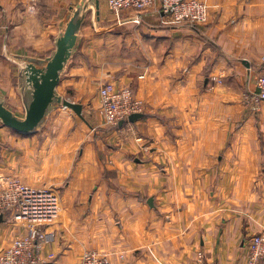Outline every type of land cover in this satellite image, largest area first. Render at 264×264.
<instances>
[{
  "label": "crops",
  "instance_id": "crops-1",
  "mask_svg": "<svg viewBox=\"0 0 264 264\" xmlns=\"http://www.w3.org/2000/svg\"><path fill=\"white\" fill-rule=\"evenodd\" d=\"M76 1L0 0L6 105L22 107L17 67L3 53L49 55ZM200 1L207 18L189 26L157 7L139 24L133 12L117 21L99 0L57 88L83 119L59 108L33 135L0 126V176L58 198L57 215L40 226L36 264H80L90 251L112 264H247L246 243L264 227V102L252 110L264 0ZM86 23L110 46L94 37L83 45ZM107 82L132 90L140 120L106 127L98 91ZM1 219L5 249L28 225L11 211Z\"/></svg>",
  "mask_w": 264,
  "mask_h": 264
},
{
  "label": "built area",
  "instance_id": "built-area-1",
  "mask_svg": "<svg viewBox=\"0 0 264 264\" xmlns=\"http://www.w3.org/2000/svg\"><path fill=\"white\" fill-rule=\"evenodd\" d=\"M107 10L117 21L126 12H136L140 16L146 10L158 8L159 12L174 25L197 26L208 15L206 5L200 0H105ZM136 15L132 21L139 24ZM262 69L255 78L252 110L256 111L264 102V57ZM100 113L107 126L117 127L133 114H141L142 102L130 88L116 87L104 83L99 91ZM59 202L57 195L49 188H32L8 176H0V217L7 211L13 212L21 223L27 224L26 234L19 235L10 245L0 248V264H36L38 251L46 234L41 225L50 222L57 215ZM247 264H264V227L250 236L246 243ZM80 264H112L107 256L98 252H84Z\"/></svg>",
  "mask_w": 264,
  "mask_h": 264
},
{
  "label": "water",
  "instance_id": "water-1",
  "mask_svg": "<svg viewBox=\"0 0 264 264\" xmlns=\"http://www.w3.org/2000/svg\"><path fill=\"white\" fill-rule=\"evenodd\" d=\"M99 12V0H77L59 25L54 49L44 58L3 53V57L17 67L16 87L23 116H17L5 104L0 92V126L21 136L33 135L42 129L49 115L59 108L71 110L83 119L81 105L64 99L57 88L78 48L80 32L86 19L90 16L94 25ZM142 117V114H133L126 121L119 122L118 127L125 123L132 124Z\"/></svg>",
  "mask_w": 264,
  "mask_h": 264
},
{
  "label": "rangeland",
  "instance_id": "rangeland-1",
  "mask_svg": "<svg viewBox=\"0 0 264 264\" xmlns=\"http://www.w3.org/2000/svg\"><path fill=\"white\" fill-rule=\"evenodd\" d=\"M103 1V0H102ZM104 9V8H103ZM134 14H135V16L136 15H138V13H136V12H133ZM142 14V13H141ZM103 16H104V14H103ZM139 16V15H138ZM110 17H114L115 18V16L114 15H112V14H110ZM139 18H141V15L139 16ZM87 22H89V19H88V21ZM104 28H107V26L106 25H104V23L102 24L101 23V25L99 26V29H104ZM83 32H84V43H83V45H85L87 42L89 43V41H90V39L92 38V37H94V42H92L93 43V45H100L101 47H104V46H106V44L108 45V46H110V42L108 41V37L105 39V38H103L102 37V39H100V38H96V36L94 35L95 34V32H93V30L91 29V27H90V25H89V23H86V26L84 27V29H83ZM103 42H104V44H103ZM105 42H106V44H105ZM100 43V44H99ZM85 48V47H84ZM98 52H101L100 54L98 53V55H102V50L101 49H99L98 50ZM48 56V55H47ZM16 83V79L14 78V84ZM16 85V84H15ZM60 95L64 98V99H69V97H71L72 96V94H70L69 92H66L64 89H63V87H62V85H60ZM7 106L8 107H10V109L17 115V116H23V110H22V107L20 108V110L18 111V110H16V109H13V107L12 106H10V105H8L7 104ZM106 127H107V125H106ZM116 128V127H115Z\"/></svg>",
  "mask_w": 264,
  "mask_h": 264
}]
</instances>
